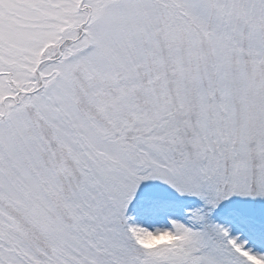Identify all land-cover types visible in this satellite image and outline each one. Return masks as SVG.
I'll return each instance as SVG.
<instances>
[{"label": "snow or ice", "instance_id": "6c2138e0", "mask_svg": "<svg viewBox=\"0 0 264 264\" xmlns=\"http://www.w3.org/2000/svg\"><path fill=\"white\" fill-rule=\"evenodd\" d=\"M0 264H264V0H0Z\"/></svg>", "mask_w": 264, "mask_h": 264}]
</instances>
